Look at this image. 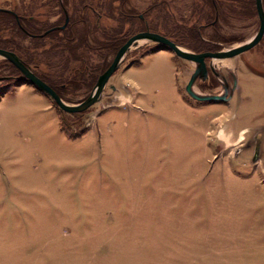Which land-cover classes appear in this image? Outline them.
Returning <instances> with one entry per match:
<instances>
[{
    "label": "rangeland",
    "instance_id": "1",
    "mask_svg": "<svg viewBox=\"0 0 264 264\" xmlns=\"http://www.w3.org/2000/svg\"><path fill=\"white\" fill-rule=\"evenodd\" d=\"M122 3L0 0V11L17 15L33 37L0 26V39L75 105L97 81L77 74L102 73L119 45L142 30L137 14L194 53L197 42L175 26L197 29L209 48L200 52L235 48L259 28L254 0ZM57 26L67 27L65 44L87 29L85 72L63 40L34 39ZM106 33L123 38L102 58ZM158 48L149 40L132 46L99 101L79 113L59 111L19 71L0 81V264H264V35L238 55L208 59L215 73L195 81L197 94L226 88V101L192 99L185 85L195 64ZM3 60L0 77L11 74ZM126 80L137 82L138 99L114 92L127 91ZM60 120L86 132L69 139Z\"/></svg>",
    "mask_w": 264,
    "mask_h": 264
},
{
    "label": "water",
    "instance_id": "2",
    "mask_svg": "<svg viewBox=\"0 0 264 264\" xmlns=\"http://www.w3.org/2000/svg\"><path fill=\"white\" fill-rule=\"evenodd\" d=\"M255 9L259 19V28L255 36L244 44L226 51L194 53L182 49L176 43L157 33L145 31L132 35L116 51L111 63L98 76L96 84L91 93L84 100L75 105L66 104L47 83L42 81L32 72L30 68L24 65L14 52L0 48V57L10 62L21 73L24 82L33 85L40 92L51 98L59 111L66 113H79L85 111L90 106L99 101L103 89L107 84L109 78L118 69L124 55L130 50V48L137 45L140 40H149L151 42L159 44V48L157 50H169L177 57L189 62H193L195 64V69L190 75L187 84L185 85V91L192 99L196 101H226L228 99L226 88L224 90L225 92L222 95L197 94L192 88L197 79L204 80L208 76V68L206 66L205 59L209 58L213 60L231 58L241 52L252 48L261 40L264 35V10L262 6V0H255ZM210 69L215 73L212 65H210ZM1 79L2 78H0V80Z\"/></svg>",
    "mask_w": 264,
    "mask_h": 264
},
{
    "label": "trees",
    "instance_id": "3",
    "mask_svg": "<svg viewBox=\"0 0 264 264\" xmlns=\"http://www.w3.org/2000/svg\"><path fill=\"white\" fill-rule=\"evenodd\" d=\"M252 1L253 0H250V2H251L250 4L253 6ZM122 2L126 4L127 3V0H122ZM254 5H255V0H254ZM0 26H3L5 28L10 29L13 33L14 32H17V34L19 36L33 38L31 36L30 37L28 36V34L26 33L27 32L26 29H24V27H23V25L21 23V20H19V17H15L14 14L11 13V12L0 11ZM92 28H94V27H92ZM65 29L67 30V27H65ZM65 29H64V31H65ZM64 31L54 30V31L49 32L47 35H45V36H43L41 38L40 37H34V39H37V40H40V41L43 40V39H47V38L48 39L55 38V40H57V41H62L63 40L64 49H65V47L68 48V47L71 46V49L73 50V51H70L71 49H68L69 52H70L68 57L72 58L76 62V64L81 68V71H84L85 72V70L83 69V63H82L81 56L83 55V53H86L87 51H90V49H87V45H86L87 44V39L86 38L88 36L87 29L78 32L77 33V37L78 38L76 40L73 39L74 42H72L73 40L68 35V39H67L66 44L64 42V39L66 38L65 35H66L67 32L63 33ZM173 31H177V33H179V35L180 34L183 35V33H184L186 36H189V38L192 39L194 42H197V43L194 44L195 47H196V48H194V51L195 52H200L202 49H209L207 47V45L204 44L202 41L201 42L198 41V39H197V29L196 28H193V27L188 26V25H177V26H175V28L173 29ZM93 32H94V29H92V32L91 33H93ZM112 32H114V31H112ZM61 33H63V36L61 35ZM104 36L106 38H108V40H110L107 45L104 46V43L99 42L98 40L95 41V43H97V45H95V46L96 47H99V49H100V46L101 45H103L105 47V51L106 52L105 53L101 52V54H100V57H102V58H104L108 52L113 51V49H115L116 46L119 45V43L122 42V38H123V37L118 38V36L116 34L108 35L107 33L104 34ZM62 37H64V39H62ZM6 43H7L6 41H3V40L0 39V48H4V49L10 50V51H13V48L12 47L7 48V44ZM12 44H13V42H11V45ZM57 44H59V42ZM150 52L153 53L154 50H152ZM150 52H148V53L150 54ZM26 55H28V58H31V54L30 53H27ZM25 61L22 59V63L24 65H26V66H29V63H27ZM3 62H4V65L5 66H8V68H6V67H4V68L10 70L11 74L6 75L5 77H0V78H2L0 81H2V80H16L17 77L20 76L18 70H16L12 65H10V63H8V61L3 60ZM135 64L136 65H139V62L136 61ZM79 70H75V71H79ZM100 73H98L94 77V71L91 68L89 76L84 80V78H83L84 77V73L83 74H77V72H76L77 78L78 79H83L82 82H85V83H88L89 81H92V79H93V82H95L96 79H97V77H98V75ZM2 76H4V75H2ZM36 76L39 77L38 75H36ZM39 78L42 81L46 82L50 87H52L55 90V92L60 96L61 92H59L57 90V88H56V86H55L54 83H52V82L49 83V81H47L42 76H40ZM73 83H74V79L73 80L71 79L69 81V84H73ZM62 84H64V83H62ZM66 87H68V85H66ZM59 126H60V130L69 139L79 138L82 134H84L86 132V130H81V131H78V132H73L71 130V128L68 127L62 120L59 121Z\"/></svg>",
    "mask_w": 264,
    "mask_h": 264
},
{
    "label": "crops",
    "instance_id": "4",
    "mask_svg": "<svg viewBox=\"0 0 264 264\" xmlns=\"http://www.w3.org/2000/svg\"><path fill=\"white\" fill-rule=\"evenodd\" d=\"M166 51V50H165ZM130 70H131V68H129L128 69V71L130 72ZM134 83V85L135 86H133V84H132V82L131 81H129V80H126L125 81V84H123V87L124 88H126V90L127 91H122V90H119L118 88H114V92H117L120 96V99L122 100H131L133 97V95H134V98H135V100L136 99H138L137 97H139V95H141L142 93L140 92V88H139V86L137 85V82H133ZM130 88L132 89L133 88V93H131L130 91ZM129 90V91H128ZM120 105H121V107L123 106V108H126V110H127V112H128V109L129 108H134L136 111L138 110V109H136V107H134L133 105L132 106H130V107H127L126 105H124V104H117L116 106L117 107H120ZM112 108H114V106L112 107ZM111 109V108H110ZM109 110V109H108ZM107 111V110H106ZM140 111H142V110H140ZM137 112H139V111H137Z\"/></svg>",
    "mask_w": 264,
    "mask_h": 264
},
{
    "label": "flooded vegetation",
    "instance_id": "5",
    "mask_svg": "<svg viewBox=\"0 0 264 264\" xmlns=\"http://www.w3.org/2000/svg\"><path fill=\"white\" fill-rule=\"evenodd\" d=\"M210 3H212V0H210ZM94 14V13H93ZM215 16H217V14L215 13L214 14ZM15 17H18V16H16V15H14ZM99 19L101 18V16L100 15H96ZM215 16L213 17V20H214V18H215ZM137 17H138V19L139 20H141L142 21V23H144L143 25H142V30H139V32H145V31H148V32H153V30H151V27H150V25H148V22H147V20L143 17V14H137ZM211 21V22H209V24H207V25H203V26H209L210 24L213 26L214 24H215V22L214 21ZM203 26H200V28H203ZM58 26L57 27H52L51 29H49V31L51 32V31H54V30H58ZM61 30V29H60ZM139 32H137V33H139ZM153 33H157V32H153ZM27 34H29V33H27ZM157 34H160V33H157ZM30 35V34H29ZM160 35H162V34H160ZM166 35V34H165ZM165 35H162V36H164L165 37ZM167 38V37H166ZM169 39V38H168ZM169 40H171V39H169ZM127 41V39L123 42V43H121V45H119V48L125 43ZM172 42H174V43H176L174 40H171ZM118 48V49H119ZM216 51H218V50H213V51H203V52H216ZM198 53H200V52H198ZM208 59L209 58H207V59H205V63H207V61H208ZM206 66H207V64H206ZM207 68H208V73L209 72H211V70H210V67H208L207 66ZM208 78H209V76H208ZM208 78H206V79H208ZM206 79H204V80H206ZM46 83V82H45ZM52 88V87H51ZM53 89V88H52ZM55 91V90H54Z\"/></svg>",
    "mask_w": 264,
    "mask_h": 264
}]
</instances>
